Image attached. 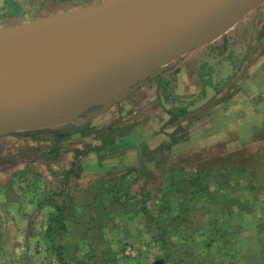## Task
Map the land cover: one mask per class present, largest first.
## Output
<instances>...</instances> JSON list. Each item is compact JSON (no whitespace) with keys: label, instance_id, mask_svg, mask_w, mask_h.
<instances>
[{"label":"rangeland","instance_id":"1","mask_svg":"<svg viewBox=\"0 0 264 264\" xmlns=\"http://www.w3.org/2000/svg\"><path fill=\"white\" fill-rule=\"evenodd\" d=\"M102 1L42 0L18 24ZM247 15L242 42L224 33L215 56L238 55L230 47L249 37L236 73L219 81L250 97L256 121L243 139L190 131L207 114L198 108L149 145L136 130L137 99L121 91L72 121L0 136V264H264V3ZM198 48L200 61L208 53ZM140 87L131 88L148 99ZM180 154L192 156L175 169Z\"/></svg>","mask_w":264,"mask_h":264},{"label":"water","instance_id":"2","mask_svg":"<svg viewBox=\"0 0 264 264\" xmlns=\"http://www.w3.org/2000/svg\"><path fill=\"white\" fill-rule=\"evenodd\" d=\"M205 3L206 6H200ZM263 3L264 0H103L0 28L1 43L13 36L31 34L42 26L48 27L39 46L16 63L0 59V94L17 108L15 113L0 117V136L72 121L120 91L126 95L153 70L221 37ZM124 5L128 10L121 21L114 15ZM107 18L112 23L100 36L106 46L101 53L91 56L77 80L63 82L38 73L27 81L16 79L22 60L44 56L56 45L63 44L64 38H80L83 32ZM162 52L171 55L167 60L155 61ZM56 71H60L59 65ZM159 91L162 103H166L163 89ZM215 94V87L208 86L205 96L185 111L204 106ZM166 107L169 108L168 104Z\"/></svg>","mask_w":264,"mask_h":264},{"label":"crops","instance_id":"3","mask_svg":"<svg viewBox=\"0 0 264 264\" xmlns=\"http://www.w3.org/2000/svg\"><path fill=\"white\" fill-rule=\"evenodd\" d=\"M34 2L35 0H0V28L14 26L21 22L25 13L24 11L22 14L23 8L26 7V5L29 7ZM237 24H239V22L225 33L227 34V38L229 40L230 38H232L233 40L234 38L239 39L240 32H243L246 25L245 23L244 25ZM247 30L249 31V28ZM221 37L205 45L206 53H208V55H204L202 60L198 61L199 55L194 54L192 51H190L173 60L169 64L160 67L157 70L159 75L156 80L153 79L152 74H149L147 75L148 77L146 76L143 79V81L141 80L136 83L135 85L137 86L141 85L140 89H138L140 90V93H143V91H141L142 89H145V91L147 90L149 92L148 99L143 100L141 97H136V95L138 96L139 94L137 93L138 91L135 88L129 89L126 92L125 100L128 98L133 99L134 97V99H137L135 100L136 102L132 103V113H134V117H136V130L142 133V136L145 138L146 142L149 145H156L158 142L160 143V141L166 139L168 140V138L170 137L168 132H172V127L178 126L179 123H182V120H184L181 115H179L174 121H172V115L164 108V104L162 103L159 89H163L161 83L167 85L170 84L168 78L170 74H173L171 76H173L172 78L176 81L173 86H169V92L180 101H186L190 102V104H193L195 102L191 101L192 98L203 95L199 99L201 100L205 96L208 86H213L216 89V94L214 95V97L207 104L200 107V110L204 109V112L207 113L205 114L204 119H195L191 123L189 122L190 131L193 129H196L199 132L201 130H204L205 132L210 130V134H214L218 131L221 132L222 135H224L221 140L227 138V136L235 137L236 139H243V131L245 130L244 127H255L254 121L256 120H251L249 118L254 114V112L248 115L250 109L246 107V99L250 98L246 92V89L238 90L235 93H229L234 89L226 88L229 87V84H227V82V85L225 84V82L222 85L219 82L220 80L226 81V78L228 76L231 78V76L236 73L237 63L235 60H240L243 58L242 53L246 52V49L248 47L247 44L250 43L249 37L247 40H245V36L243 38L244 42H246L245 46H243V44H240L242 42V39H239V46L230 47H235L234 49L238 48V55H234L235 52H231V49H229L228 52H226V54L223 56V63H217L219 58L215 56L217 55V46L220 42L218 40H220ZM194 50L198 51L200 50V48H196ZM214 67L216 71H212ZM224 72H226L227 75ZM217 101L219 102L215 106H212V103ZM190 104H188V106ZM126 108L127 110H129V108L131 107L127 106ZM193 111L185 112L184 114L186 115H184L183 117L189 116V114H191ZM170 120L172 122L167 123ZM110 121L113 122V119L111 117ZM183 124H185V122ZM98 125L100 126V124ZM160 130H163L162 132L166 131L168 134L161 136L159 135L160 133H158ZM191 141L193 142L194 140ZM235 149H233V151L237 152L238 150L239 152L240 150V148L237 149V147ZM252 150L256 151L255 148H253ZM195 155L196 154H193L194 157ZM180 156H183L179 157L180 161H173L172 163L173 166L177 167L175 169H178V167L186 162L185 161L182 163V160H187L192 155L189 154L187 156L185 154H180ZM196 156V158H200V153ZM242 156L244 157L245 155ZM139 157L142 163H146V161L144 160V155H140ZM124 158L126 159V157ZM214 165L215 164H212L209 168H215Z\"/></svg>","mask_w":264,"mask_h":264},{"label":"bare ground","instance_id":"4","mask_svg":"<svg viewBox=\"0 0 264 264\" xmlns=\"http://www.w3.org/2000/svg\"><path fill=\"white\" fill-rule=\"evenodd\" d=\"M201 4L200 6H206ZM128 6L124 5L117 9L114 17L125 18ZM112 20L105 19L102 23L97 24L90 30L83 32L80 38H64L63 44L56 45L44 56L35 57V59L22 60L16 70V79L27 81L36 73L48 79H54L63 82H72L77 80L83 68L88 64L91 56L101 53L106 46L105 39L100 36L104 30L109 27ZM46 26L36 29L31 34L25 36H13L10 39L0 43V59L10 63H16L21 57L31 53L39 46L47 32ZM100 30V31H99ZM75 47V49H71ZM77 48V49H76ZM170 53L162 52L155 58V61L167 60ZM61 62V63H60ZM60 63V64H59ZM60 71L57 72L56 68ZM15 105L4 95L0 94V117L4 114H13L16 112Z\"/></svg>","mask_w":264,"mask_h":264},{"label":"trees","instance_id":"5","mask_svg":"<svg viewBox=\"0 0 264 264\" xmlns=\"http://www.w3.org/2000/svg\"><path fill=\"white\" fill-rule=\"evenodd\" d=\"M161 86L163 87V90H164V92H163V95H164V97H165V102L166 103H163L162 105L164 106V108L172 115V118H171V120L172 121H174L179 115H182V114H184L186 111H185V108L186 107H182L181 106V101L180 100H178L176 97H174L170 92H169V84L167 85V84H164V83H161ZM166 104H168V106H169V108L167 109V107H166ZM105 137H108V136H105ZM52 142H53V146L54 147H57V144H56V141H55V139H52ZM77 154H79V150L77 151ZM206 179V178H205ZM207 180V179H206ZM241 180L240 179H238L237 180V182H240ZM192 182H194V181H192ZM195 182L197 183V184H199V182H198V180L196 179L195 180ZM191 187H193L192 185H187L186 186V189L188 188H191ZM197 188H199V187H197ZM190 190V189H189ZM191 191V190H190ZM147 211V210H146ZM147 213H148V211H147ZM56 214H54L53 215V217L51 218L52 219V222L53 221H56V222H60V221H58L56 218H54V216H55ZM55 217H57V216H55ZM55 222V223H56ZM158 223H160V222H158ZM49 230H50V227H49ZM51 241H53V238H51Z\"/></svg>","mask_w":264,"mask_h":264},{"label":"flooded vegetation","instance_id":"6","mask_svg":"<svg viewBox=\"0 0 264 264\" xmlns=\"http://www.w3.org/2000/svg\"><path fill=\"white\" fill-rule=\"evenodd\" d=\"M42 0H35V2L33 4H31L29 7L26 5V7L23 8V11H25L24 13V17H26L28 14H30L31 12L33 13L36 10V7L38 6V4L41 2ZM22 11V12H23Z\"/></svg>","mask_w":264,"mask_h":264}]
</instances>
